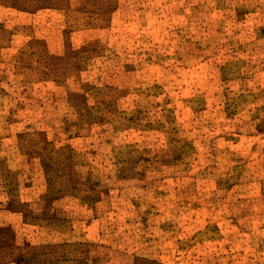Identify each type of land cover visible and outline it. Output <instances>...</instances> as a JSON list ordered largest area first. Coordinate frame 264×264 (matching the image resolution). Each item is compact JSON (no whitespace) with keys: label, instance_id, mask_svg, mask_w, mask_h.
<instances>
[{"label":"rangeland","instance_id":"374dc122","mask_svg":"<svg viewBox=\"0 0 264 264\" xmlns=\"http://www.w3.org/2000/svg\"><path fill=\"white\" fill-rule=\"evenodd\" d=\"M0 0V264H264V0Z\"/></svg>","mask_w":264,"mask_h":264},{"label":"trees","instance_id":"16d2710c","mask_svg":"<svg viewBox=\"0 0 264 264\" xmlns=\"http://www.w3.org/2000/svg\"><path fill=\"white\" fill-rule=\"evenodd\" d=\"M6 2H10V4L12 6L19 7L23 1H21V0H6Z\"/></svg>","mask_w":264,"mask_h":264}]
</instances>
